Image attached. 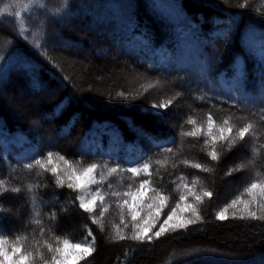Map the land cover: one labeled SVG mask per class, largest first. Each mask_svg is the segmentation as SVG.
<instances>
[{
    "label": "trees",
    "instance_id": "trees-1",
    "mask_svg": "<svg viewBox=\"0 0 264 264\" xmlns=\"http://www.w3.org/2000/svg\"><path fill=\"white\" fill-rule=\"evenodd\" d=\"M7 2L0 0V6ZM40 2L45 7L30 13L27 41L10 18H0V179L12 187L47 185L37 190V205L46 226L47 214L56 213L57 221L50 226L57 235L70 233L76 241L86 235L85 225L92 229L96 252L82 264H264V221L233 219V209L227 220L215 216L251 179L248 169L225 176L229 167L250 155L251 139L216 164L200 150L203 138L179 135L181 125L190 129L188 115L202 119L210 108L217 118L229 112L248 114L251 103L235 91L237 67L245 69L247 95L259 99L264 13L254 9L264 0H248L247 8L238 7L243 0ZM33 39L44 48H34ZM157 80L158 85L144 92ZM120 91L142 95L124 100L117 97ZM19 98L25 106L22 114L14 109ZM166 99L174 104L165 115L154 114L151 104ZM158 144L171 146L175 155L163 153ZM48 151L85 164L125 165L167 155L168 163L153 176L157 186L178 198L171 181L181 174L189 182L199 177V186L210 189L213 197L200 206L203 221L187 232L150 243L111 241L112 225L120 223L114 205L101 232L78 208L61 210L75 193L58 189L50 174L40 177L35 169L22 167ZM185 159L209 164L214 172L180 163ZM108 182L116 183V178ZM0 204L11 209L0 213V228L11 238L13 230H24L30 220L31 202L26 192L5 193ZM33 229L38 235L39 229L29 225L28 231ZM125 232L131 234L130 223Z\"/></svg>",
    "mask_w": 264,
    "mask_h": 264
},
{
    "label": "snow or ice",
    "instance_id": "snow-or-ice-1",
    "mask_svg": "<svg viewBox=\"0 0 264 264\" xmlns=\"http://www.w3.org/2000/svg\"><path fill=\"white\" fill-rule=\"evenodd\" d=\"M248 0L238 4V7L247 8ZM40 0H8L0 6V18H10L17 25L18 35L25 41L28 40L31 15L34 8H44ZM256 12L264 13V4L254 9ZM27 17V19H25ZM35 36L34 33H32ZM37 50L44 48L39 39L30 41ZM2 59V57H0ZM245 69L236 68L240 77L235 88L240 92L245 101H249L252 107L247 115L237 116L235 113H227L217 118L211 108L201 118L188 115L185 123L190 126L184 130L180 126L181 137L192 138L199 141L203 138L200 150L205 153L208 160L218 164L226 153L232 152L238 146L248 145L249 138L252 143L250 155L241 159L239 163L229 167L225 176L242 170H252L251 179L235 195L230 202L224 204L216 211V219L224 221L229 218V209H233L231 217L241 220L264 221V140L261 139L264 130V63L261 64V89L259 99H252L247 95L246 81L242 79ZM159 84H149L144 88L147 92L150 88ZM143 88V85H141ZM141 93L133 96L131 93L120 91L117 97L129 100L139 99ZM182 93H176L179 98ZM203 99V97H200ZM174 104L172 99H166L160 103H152L154 114L163 116L164 110ZM236 105L233 104L232 107ZM212 107H217L213 105ZM250 117H258L252 119ZM175 143V141H173ZM163 153L175 155L171 146H162ZM195 146V145H194ZM169 156L163 159L152 160L151 157L141 160L128 161L125 165L91 162L83 163V159L75 162L69 160L60 152L48 151L31 162L24 163L22 167L29 172L36 170L37 176L50 174L58 189L67 188L74 196L67 198V206L61 210L68 211L69 207H76L87 213L91 223L96 225L101 232L104 231V218L111 207L118 210L119 224L113 223L112 233L109 235L111 241H132L143 243L152 242L154 239L162 238L180 231L187 232L190 226L203 221L200 206L205 198L211 199L213 192L205 187H200L199 177H194L190 182L183 174L179 175L171 183L175 184L172 190L177 194L173 197L171 192L159 187L153 180L154 175H159V169L168 163ZM185 166L197 169L205 173H213L214 168L209 164L193 162L187 159L180 161ZM153 165L157 166L155 173ZM173 168L178 165L172 163ZM14 171V169H13ZM115 177L116 183L108 182V178ZM163 179V177H161ZM39 183H27L23 187L9 186V181L0 179V197L5 193L21 194L26 192L31 204V218L24 225V230L17 232L13 230V237H9L3 228H0V264H82L96 252V238L91 228L85 225L86 235L83 239L74 241L72 234L65 233L57 235L50 225L57 221V215L53 211L47 214L49 226L44 224L37 205V190ZM109 200L112 204H109ZM58 202V200H57ZM11 212L5 210L0 204V213ZM131 225V234L125 229ZM29 225H35L36 229L28 231ZM123 225V228L121 227ZM155 229V231H154Z\"/></svg>",
    "mask_w": 264,
    "mask_h": 264
},
{
    "label": "rangeland",
    "instance_id": "rangeland-1",
    "mask_svg": "<svg viewBox=\"0 0 264 264\" xmlns=\"http://www.w3.org/2000/svg\"><path fill=\"white\" fill-rule=\"evenodd\" d=\"M23 104V101L22 100H20V98L19 99H17V102H16V104H15V111L17 112V113H19V114H22V113H24V111H25V106L24 105H22ZM154 231H155V229H154ZM84 238V237H83ZM82 238V239H83Z\"/></svg>",
    "mask_w": 264,
    "mask_h": 264
}]
</instances>
